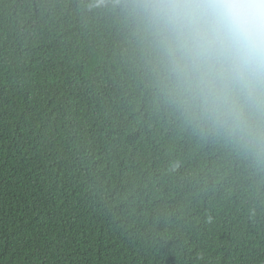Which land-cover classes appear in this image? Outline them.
Instances as JSON below:
<instances>
[{
	"label": "trees",
	"instance_id": "trees-1",
	"mask_svg": "<svg viewBox=\"0 0 264 264\" xmlns=\"http://www.w3.org/2000/svg\"><path fill=\"white\" fill-rule=\"evenodd\" d=\"M130 0H0V264H264V153L171 102Z\"/></svg>",
	"mask_w": 264,
	"mask_h": 264
},
{
	"label": "clouds",
	"instance_id": "clouds-1",
	"mask_svg": "<svg viewBox=\"0 0 264 264\" xmlns=\"http://www.w3.org/2000/svg\"><path fill=\"white\" fill-rule=\"evenodd\" d=\"M171 102L264 153V0H130Z\"/></svg>",
	"mask_w": 264,
	"mask_h": 264
}]
</instances>
